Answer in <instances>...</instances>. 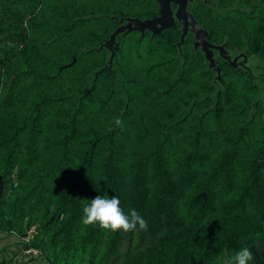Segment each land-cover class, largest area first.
<instances>
[{"label": "trees", "instance_id": "1", "mask_svg": "<svg viewBox=\"0 0 264 264\" xmlns=\"http://www.w3.org/2000/svg\"><path fill=\"white\" fill-rule=\"evenodd\" d=\"M124 3L0 0V234L42 264H227L245 246L264 264V0H218L217 40L251 59L218 75L174 28L115 35L108 65ZM104 194L147 230L85 227Z\"/></svg>", "mask_w": 264, "mask_h": 264}, {"label": "flooded vegetation", "instance_id": "2", "mask_svg": "<svg viewBox=\"0 0 264 264\" xmlns=\"http://www.w3.org/2000/svg\"><path fill=\"white\" fill-rule=\"evenodd\" d=\"M184 1H185V6H184L185 12L191 16V18L198 27L197 35H196V41L198 45L195 48L193 47L194 30L190 26L186 27V31L183 36L182 42L186 38L189 39L190 47L194 51H197L201 54L202 58L206 62L207 67H208V61L205 58L204 50L207 51V54L210 55L213 64L217 67H218V63L225 61L233 68H241L248 70L249 68V66L247 65L248 58L245 57L244 54L241 52L235 53L233 52V50H230L228 47H226L224 42H220L217 40L215 35L216 32H213L212 26H214L217 19H219L220 6L218 4V0H184ZM124 6L125 9H127L126 15L118 17L116 20H114V22L117 24L116 28L126 24H129L130 27L132 28L138 27L140 22L150 21L154 18H157L159 15L158 3L156 0H125ZM168 7L173 21H172V26L165 30L174 28L179 32L178 41L176 42L177 48H179L180 45L182 44V42L179 43V36L181 33L182 25L178 22V20L175 17V12L178 8V3L169 0ZM156 28H158V25H156ZM131 31L138 33L139 37H142L146 33L149 35V38L154 37L151 36L150 31H148L147 29H144L142 31V35H140L139 31L137 30H131ZM163 31H161L160 33H162ZM113 45L114 43H109L107 44L105 49L109 51L110 49H112ZM209 69L213 70L216 73L214 68H209Z\"/></svg>", "mask_w": 264, "mask_h": 264}, {"label": "clouds", "instance_id": "3", "mask_svg": "<svg viewBox=\"0 0 264 264\" xmlns=\"http://www.w3.org/2000/svg\"><path fill=\"white\" fill-rule=\"evenodd\" d=\"M111 123L117 127H123V121L116 117ZM83 207L81 223L87 226H98L107 234H114L118 231L124 233L132 231H146L147 221L135 210L131 209L125 214L120 207V199L113 195L109 198L107 194L98 195ZM254 255L248 247H241L227 261V264H251Z\"/></svg>", "mask_w": 264, "mask_h": 264}, {"label": "water", "instance_id": "4", "mask_svg": "<svg viewBox=\"0 0 264 264\" xmlns=\"http://www.w3.org/2000/svg\"><path fill=\"white\" fill-rule=\"evenodd\" d=\"M158 3V17L154 18L150 21H143L139 23L138 27H130L129 24L123 25V26H119L117 27L108 37V39L100 46V47H104L106 48L107 44L109 43H114V37L115 35L122 33V32H129L131 30H137L139 31L140 35H142V31L144 29H147L148 31H150L151 36H156L158 35L161 31L170 28L172 26V16L168 7V1L169 0H156ZM173 1L175 3H178V8L175 12V17L178 20V22L182 25L181 28V33L179 36V43L182 42L183 36L185 34L186 31V27L190 26L191 28H193L194 30V35H193V47L195 48L198 43L196 41V35H197V30L198 27L196 25V23L193 21V19L191 18V16L185 12L184 6H185V1L181 0V1H176V0H170ZM156 25H158V28H156ZM156 28V29H155ZM116 49V45L114 44L112 49H110V55L108 58V65H110V62L112 60L113 57V51ZM204 55L206 60L208 61V67L209 68H214L216 71V74L218 75L219 73V68L217 66H215L212 62V59L210 57L209 54H207V51L204 50ZM234 61V59H233ZM74 62V57H72V61L71 63ZM201 196L204 198V195L201 194Z\"/></svg>", "mask_w": 264, "mask_h": 264}, {"label": "rangeland", "instance_id": "5", "mask_svg": "<svg viewBox=\"0 0 264 264\" xmlns=\"http://www.w3.org/2000/svg\"><path fill=\"white\" fill-rule=\"evenodd\" d=\"M247 65L251 66V59H248ZM253 73V72H252ZM32 232H28L27 236L29 237ZM4 248L0 252V256L4 257L6 260H10V264H42V261L39 259L38 255L34 251L22 250L18 239L13 235H4L0 234V249Z\"/></svg>", "mask_w": 264, "mask_h": 264}]
</instances>
